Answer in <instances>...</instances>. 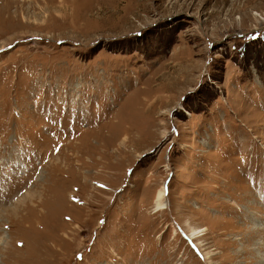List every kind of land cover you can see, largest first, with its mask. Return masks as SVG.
Returning <instances> with one entry per match:
<instances>
[{
  "label": "rangeland",
  "instance_id": "374dc122",
  "mask_svg": "<svg viewBox=\"0 0 264 264\" xmlns=\"http://www.w3.org/2000/svg\"><path fill=\"white\" fill-rule=\"evenodd\" d=\"M252 229L264 0H0V264H252Z\"/></svg>",
  "mask_w": 264,
  "mask_h": 264
},
{
  "label": "bare ground",
  "instance_id": "6f19581e",
  "mask_svg": "<svg viewBox=\"0 0 264 264\" xmlns=\"http://www.w3.org/2000/svg\"><path fill=\"white\" fill-rule=\"evenodd\" d=\"M99 187H101L102 189L103 188H107V186L106 185H100ZM164 194L165 193H163V191H161L160 193H159V195H158V198H157V208L159 209V210H162V209H165L166 207V203L164 202ZM254 204H252V206H251V213H250V215L251 214H253V212H252V210H258V208L257 207H255V206H253ZM157 209V210H158ZM191 232L189 233V238H192L193 240H196V237H194V236H196V231H193V230H190ZM260 237V238H259ZM6 238V237H5ZM5 238H3L2 240H0V243H1V241L3 242V240H5ZM257 238H259V239H261V238H263L264 239V232H262L260 229H258V231L256 230V229H252V230H250L249 232H248V236L246 237V238H243L244 240H246L247 242H253V243H255V241L257 240ZM260 241H262V240H260ZM8 242V241H7ZM263 242V241H262ZM4 243V242H3ZM264 243V242H263ZM2 244V243H1ZM260 244H262V243H260ZM258 246V245H257ZM263 247H264V245H263ZM258 248H262V247H258ZM248 249V248H247ZM249 250V249H248ZM262 251H264V249L262 250ZM248 255H250V259H251V261H252V264H264V255H261L260 257L256 254V252L254 251V250H251V251H247L246 252ZM207 256L209 255V254H206ZM237 255V254H236ZM236 258V257H235ZM237 259V258H236Z\"/></svg>",
  "mask_w": 264,
  "mask_h": 264
}]
</instances>
